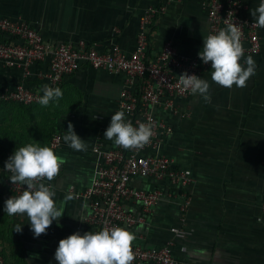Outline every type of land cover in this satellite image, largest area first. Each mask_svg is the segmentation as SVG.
Segmentation results:
<instances>
[{
  "label": "crops",
  "instance_id": "0c3cea01",
  "mask_svg": "<svg viewBox=\"0 0 264 264\" xmlns=\"http://www.w3.org/2000/svg\"><path fill=\"white\" fill-rule=\"evenodd\" d=\"M244 16L253 19L258 0H244ZM161 0H0V18L21 19L32 24L52 43H98L117 45L130 54L136 44L139 18L143 11ZM207 35L204 0H172L151 26L150 55L164 41L177 52L196 56ZM260 51L251 57L255 72L246 87L223 88L211 80V68L201 74L210 84V100L191 94L179 102L180 111L156 110L158 119L172 128L162 152L178 168L192 173L189 204L180 211L182 198L167 195V186L150 179H136V188L163 189V200L145 223L127 229L134 234L133 245L158 248L171 244L177 264H264V28L258 29ZM248 57V56H247ZM246 58V57H245ZM245 61L243 59L242 65ZM47 71V63L30 68L27 86L41 89L45 81L37 74ZM24 79L19 68L0 62V90L13 88ZM123 74H110L83 66L66 77L58 101L70 108L60 124L62 137L68 123L84 139L85 151L71 149L63 140L54 152L65 163L52 181L57 208L63 216L34 238L26 215L4 213L0 199V256L2 264H56L54 252L59 240L84 230L87 203L70 192L87 187L94 158L91 147L99 140L105 148L114 143L103 138L124 83ZM68 197H71L68 199ZM126 209L137 212L134 205ZM261 223L257 222V218ZM82 220L83 222H81ZM21 225L22 231L14 230Z\"/></svg>",
  "mask_w": 264,
  "mask_h": 264
},
{
  "label": "built area",
  "instance_id": "2783aa9c",
  "mask_svg": "<svg viewBox=\"0 0 264 264\" xmlns=\"http://www.w3.org/2000/svg\"><path fill=\"white\" fill-rule=\"evenodd\" d=\"M172 0H161L147 7L139 18L138 33L134 50L126 54L117 45L101 47L98 43L80 40L76 43H52L45 40L39 31L29 22L21 19L0 18V62L8 68H19L24 79L13 88L0 90V103H15L24 106L39 104L42 91L27 86L25 78L30 68L47 63V71L37 76L44 85L59 88L62 81L83 66L102 70L110 74L125 76L117 101V111L125 114L126 122L133 127L140 123L150 124L152 136L148 144L141 149L125 150L113 145L105 148L97 140L91 147L94 163L91 181L81 191L72 186L69 192L87 203L88 213L84 217V230L80 233L120 227L129 229L145 223L154 208L163 200L164 190L154 188L143 190L133 185L136 179H150L167 186V195L182 198L180 211L185 212L189 204V188L192 173L188 169L178 168L162 152L165 139L172 128L158 119L156 110H168L179 113V102L187 99L191 93L182 92L178 76L182 72L189 75L201 74L210 69L198 56H185L177 52L171 41H164L154 55H150L151 26L160 17L166 5ZM261 3V0H258ZM244 0H204L207 19V35L216 34L229 23L238 25L244 58L256 55L260 51L258 27L253 19L242 13ZM240 63H242L243 59ZM63 137L60 124L51 135L48 147L54 152L62 148ZM11 173L0 166V197L4 200L19 196L24 190L21 184H11ZM50 186L45 178L42 181ZM137 206L138 211L126 209V205ZM264 216V202L261 204ZM134 260L132 264H177L171 252V244L158 248H143L131 245ZM0 264L2 258L0 256Z\"/></svg>",
  "mask_w": 264,
  "mask_h": 264
},
{
  "label": "clouds",
  "instance_id": "9594fccd",
  "mask_svg": "<svg viewBox=\"0 0 264 264\" xmlns=\"http://www.w3.org/2000/svg\"><path fill=\"white\" fill-rule=\"evenodd\" d=\"M249 12L255 26L264 28V0ZM197 56L202 63H210L212 82L226 89H231L233 85L238 88L246 87V82L255 72L253 58H244L241 32L235 23H229L218 33L203 38V46ZM242 58L244 65L240 63ZM178 84L182 92L198 94L205 101L210 100V84L201 77L182 72L178 76ZM40 91L43 95L37 102L43 107H47L52 101H58L63 95L60 88L48 85H43ZM151 136L150 124L140 123L133 127L130 122H126L122 111L111 115L110 123L103 133V138L125 150L143 148L149 143ZM63 140L73 150L85 151L87 148L85 140L74 132L70 122ZM64 163L63 158L58 157L51 148L36 144L20 147L4 163V170L11 173L8 178L10 183L21 184L24 190L19 196H11L5 200L3 211L9 216L26 215L34 238L46 234L54 221L60 226L63 207L57 208L54 192L50 186L40 181L45 178L52 181ZM257 222H262L259 217ZM13 231L20 233L21 225H16ZM134 238V234L120 227L106 228L99 232L87 231L82 235L74 232L59 240L54 259L56 264H132L134 256L131 245ZM34 258L38 259V254L29 257V264Z\"/></svg>",
  "mask_w": 264,
  "mask_h": 264
},
{
  "label": "rangeland",
  "instance_id": "374dc122",
  "mask_svg": "<svg viewBox=\"0 0 264 264\" xmlns=\"http://www.w3.org/2000/svg\"><path fill=\"white\" fill-rule=\"evenodd\" d=\"M70 112L59 101L47 107L40 104L23 107L15 103L0 104V165L15 150L27 144L47 147L48 138L57 121Z\"/></svg>",
  "mask_w": 264,
  "mask_h": 264
},
{
  "label": "trees",
  "instance_id": "16d2710c",
  "mask_svg": "<svg viewBox=\"0 0 264 264\" xmlns=\"http://www.w3.org/2000/svg\"><path fill=\"white\" fill-rule=\"evenodd\" d=\"M1 104V103H0ZM20 105V104H18ZM34 105H37V104H33V105H28V106H24V105H20V106H23V107H29V106H34ZM58 127V123L55 124V126L52 128V131L50 132V135H49V138H48V142H49V139L51 137V135L56 131V128ZM48 142H47V147H48ZM5 162H3L2 164H4ZM1 164V165H2ZM0 165V166H1ZM1 200L5 201L3 198L0 197Z\"/></svg>",
  "mask_w": 264,
  "mask_h": 264
}]
</instances>
